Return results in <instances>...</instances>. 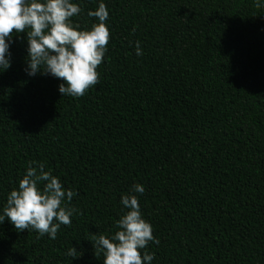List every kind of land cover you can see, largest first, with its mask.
<instances>
[{
  "label": "trees",
  "instance_id": "trees-1",
  "mask_svg": "<svg viewBox=\"0 0 264 264\" xmlns=\"http://www.w3.org/2000/svg\"><path fill=\"white\" fill-rule=\"evenodd\" d=\"M81 29L98 0H73ZM99 83L61 95L27 76L25 33L0 72V210L42 162L75 195L55 239L0 222V264H102L134 183L151 264H264V7L255 0H103ZM142 55L135 52L136 42ZM76 249L68 256L69 247Z\"/></svg>",
  "mask_w": 264,
  "mask_h": 264
},
{
  "label": "clouds",
  "instance_id": "clouds-1",
  "mask_svg": "<svg viewBox=\"0 0 264 264\" xmlns=\"http://www.w3.org/2000/svg\"><path fill=\"white\" fill-rule=\"evenodd\" d=\"M264 7V0H255ZM81 12L73 0H0V72L11 66L10 45L15 33H25L27 76L37 73L61 78V95L80 97L99 83L96 68L107 51L109 28L105 21L109 12L103 0L88 15L97 18L90 28L81 29L71 17ZM136 55H142L136 42ZM145 188L134 183L128 194L120 196V204L127 209L116 221L118 229L111 236L94 237L97 254H103L102 264H151L154 254L145 251L149 242L158 244L152 234V225L143 217L137 195ZM75 192L62 186L40 162L26 167L17 187L6 197L0 210V222L5 218L17 230H35L55 239L61 225H69L76 211L68 207ZM76 249L69 247L67 255L76 257Z\"/></svg>",
  "mask_w": 264,
  "mask_h": 264
}]
</instances>
